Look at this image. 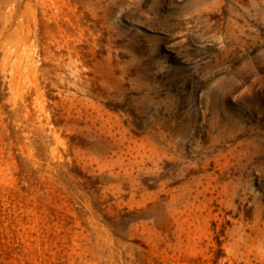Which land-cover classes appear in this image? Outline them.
<instances>
[{
	"label": "rangeland",
	"instance_id": "1",
	"mask_svg": "<svg viewBox=\"0 0 264 264\" xmlns=\"http://www.w3.org/2000/svg\"><path fill=\"white\" fill-rule=\"evenodd\" d=\"M0 264H264V0H0Z\"/></svg>",
	"mask_w": 264,
	"mask_h": 264
}]
</instances>
